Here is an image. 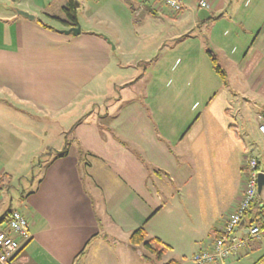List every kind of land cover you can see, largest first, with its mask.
Returning a JSON list of instances; mask_svg holds the SVG:
<instances>
[{
  "label": "crops",
  "instance_id": "obj_1",
  "mask_svg": "<svg viewBox=\"0 0 264 264\" xmlns=\"http://www.w3.org/2000/svg\"><path fill=\"white\" fill-rule=\"evenodd\" d=\"M13 1V10L0 8V179L7 175L3 161L27 146L49 161L25 201L26 213L20 211L31 238L11 264H149L129 244L140 227H150L152 238L167 247L168 238H185L187 228L197 238L193 257L210 249L237 209L248 154L264 170V146L244 151L230 119L246 111L258 125L264 122V3L254 8L262 13L259 26L246 28L237 25L233 0H183L180 12L155 0H73L81 27L75 36L61 32L73 26L46 13L56 0ZM69 2L61 0L62 11ZM201 10L210 17H200ZM145 17L181 21L171 25L181 24L187 33L157 38L154 31L170 25L146 26L140 21ZM174 58L183 63L176 73L168 71ZM185 78L194 87L175 116L165 96L184 92ZM223 89L230 107L211 119V103ZM199 107L203 111L194 117ZM65 148L68 154L57 158ZM263 196L264 186L238 237L264 222V210L258 214ZM179 209L187 219L202 214V224H177ZM164 214H171L168 225H162ZM246 261L264 264V239L215 264Z\"/></svg>",
  "mask_w": 264,
  "mask_h": 264
},
{
  "label": "rangeland",
  "instance_id": "obj_2",
  "mask_svg": "<svg viewBox=\"0 0 264 264\" xmlns=\"http://www.w3.org/2000/svg\"><path fill=\"white\" fill-rule=\"evenodd\" d=\"M191 1L194 2L195 0H191ZM14 2L15 1L10 0V2L7 3L6 0H0V8L4 7V4H6L5 6L7 8H11L13 10V8L17 7L16 5L17 2L15 3ZM60 2L61 0H56L55 5L51 9L47 10L46 13L57 16V17L64 18V11L61 10V7L64 4L61 5ZM233 2L235 3L234 7L238 6L237 7L238 14L236 16L238 17L239 22L237 23V25L244 24L246 28L248 27L254 28V27L259 26V23L261 22V18H262V13H258L257 10H255L254 8L257 6L262 8L263 7L262 3H264V0H239V2L237 0H233ZM230 15L231 14H229V16ZM40 17L44 18L45 20H47L53 25H57V24L60 25L59 23L55 24L54 21L50 20L49 18H47L46 16L42 14H40ZM164 18H165L164 21H158V20L145 17L144 20L140 19V21L144 23L146 26H150L152 24L161 23V22H163L165 26L170 25L169 27H164L160 31H154V34L156 35L157 38L163 37V39H171L173 35H176V34L183 35L187 33L181 24L179 26H174V27L171 25L172 23L177 24V23H180L181 21L174 22L172 21L173 19L170 17L168 18L164 17ZM137 20L138 18L133 16V22H136ZM175 60L176 58H174L172 62L168 64L169 72H171L172 69L174 70V73L182 70L183 63H176ZM217 80H220V79H217ZM188 81L190 84L192 83V81L189 80L188 78H185L183 80L181 86L184 89L183 90L184 92H182L178 97L176 96L177 92H174V91H172L171 93L168 92V94L165 96L166 98L165 103L167 104L166 106L170 109L172 114L175 116L179 114L178 109L182 110L181 105L183 101L190 98L189 94L194 86L188 87L189 86V85L187 86ZM244 89H247V87L244 86ZM223 90H226V89H223ZM234 90L239 92L241 95V92H242L241 88H235ZM226 92L227 90L225 92L223 91V93L220 92L219 94H217L216 100H214L211 103V107L209 109V115L211 119L219 120L220 113L222 114L221 109L224 107V105H226V107L227 106L230 107L229 101L226 97V94H227ZM240 95H238V99ZM214 97L215 95L211 99H213ZM151 99H155V96H153V98ZM151 99H149V101ZM207 101H210V100H207ZM232 103L234 104V102ZM202 111L203 109L199 107L197 111L195 112V114H193L194 117H196L198 114H201ZM221 116H223V114ZM255 117L256 116L250 115L246 111L243 112L242 118L233 119V117H230L231 121H233L231 123H234V122L237 123L236 124L237 127L235 129H237L239 135L241 136L242 146H244V151L246 147L255 148V149L258 148L259 149L258 151H260L263 149V146H264V136L259 132L258 120ZM215 129H217L216 126L213 127V130ZM187 143L188 142L185 141L184 144H187ZM46 146L47 144L44 142L43 147H46ZM28 149L30 148L27 146L26 149L21 150V152L16 153L15 155H12L11 157L3 161L2 167H3V170L7 173V175L4 176L3 182L0 188L1 189L0 190V214L4 213L8 209H17L21 212L26 213L28 208H27V204L25 201L28 198V195L37 186L38 181L41 179V176H42L43 167L47 165L49 161V157L44 156V155L41 156V154L39 156L35 155L34 153H32L31 149L29 151ZM96 194L98 198L101 197V194L98 191H96ZM179 207L180 206H178V208ZM96 209H97V214L100 217H103L105 215V212H103L102 207H97ZM170 215L171 214H164L162 216V225L167 224L166 222L169 219H171ZM183 215L184 214L180 212V209H179V211L176 212V216L175 214H174L175 217L173 216V219L177 222V224L181 221L180 224L182 225V227L183 226L187 227V225L200 226L202 224L201 222H203L202 214L196 215L194 217L198 223L197 225H196V222L194 221V218L191 219L189 217L187 219ZM181 217H182V220H181ZM158 226H159V222H158ZM149 231H150V227H149L148 232L146 230L147 237L152 238L153 236ZM158 232L161 233V235H163V232L161 230H158ZM184 233L185 234H183L184 235L183 237L185 238H182V239L168 238L172 246L167 247L162 261L157 262L152 257L153 260L149 264H162L171 259L178 260L183 264H192L191 260L193 257V253L196 252L197 250L196 247H194V242L197 238H195L196 237L195 234L192 233L187 228L185 229ZM201 242H198V244H195L197 245V248H199L198 245H200ZM162 244H163L162 245L163 247H166V244H164L163 242ZM138 249L141 252L148 253V251L143 246H139ZM256 256L259 257L258 255ZM256 259L257 258L255 257V261ZM243 264H252V261H246Z\"/></svg>",
  "mask_w": 264,
  "mask_h": 264
},
{
  "label": "built area",
  "instance_id": "obj_3",
  "mask_svg": "<svg viewBox=\"0 0 264 264\" xmlns=\"http://www.w3.org/2000/svg\"><path fill=\"white\" fill-rule=\"evenodd\" d=\"M174 12L184 8L183 0H155ZM202 7H207L205 2H200ZM259 132L264 136V122L259 124ZM246 181L236 211L229 217L222 229L220 237L215 238L210 249L194 255L197 264H215L223 262L231 254H238L249 241L264 239V225L258 223L248 227V234L238 237L236 231L245 219L251 204L257 196V178L264 170L259 167L258 159L253 154L247 156L245 162ZM31 238L29 224L26 217L17 210L12 211L8 222L0 226V264H11L21 246Z\"/></svg>",
  "mask_w": 264,
  "mask_h": 264
},
{
  "label": "trees",
  "instance_id": "obj_4",
  "mask_svg": "<svg viewBox=\"0 0 264 264\" xmlns=\"http://www.w3.org/2000/svg\"><path fill=\"white\" fill-rule=\"evenodd\" d=\"M53 19L60 21L67 26H78L79 21H78V16H77V10L74 7V1L70 0L68 5L64 7V18L53 17ZM39 22L42 25H44L46 28H52L51 26H49L48 24H46L42 21H39ZM212 60H213V65H214L215 71L217 73H219L221 76H223L224 72L221 70V67L217 63V59L213 55H212ZM80 122H81V120H79L75 125H77ZM75 125L73 126L71 132L73 131ZM67 146H68V144H67ZM67 148H65L61 152H58L56 154V157L60 158V157L66 156L68 154ZM2 182H3V180L0 179V188H1ZM256 198L253 201V203L251 204V207H250L249 211L246 213V215L249 214L250 211L252 210V208L257 205L256 204ZM263 210H264V207L261 208V210H260V212H258V214H263ZM11 212L12 211L8 210L7 212H5L3 215L0 216V226L8 222V219H9ZM253 222H255V220H253L251 223H253ZM258 224L263 226L264 222H259ZM129 244L134 251H138V247L143 246L148 251V253H144V252L142 253L141 252L142 253L141 256L144 259H147V260H153L154 259L157 262L162 261L163 256L165 255V252L167 249V246L166 247L162 246L163 244H162V241L160 239L148 238L146 230L144 227H140L131 233L130 238H129ZM152 257H153V259H152ZM162 264H183V263H181L178 260L171 259V260L164 262Z\"/></svg>",
  "mask_w": 264,
  "mask_h": 264
},
{
  "label": "water",
  "instance_id": "obj_5",
  "mask_svg": "<svg viewBox=\"0 0 264 264\" xmlns=\"http://www.w3.org/2000/svg\"><path fill=\"white\" fill-rule=\"evenodd\" d=\"M17 12L25 17V18H28L30 20H34L35 19V16L24 11V10H17ZM199 16L200 17H203V16H209V12L207 10H201L199 11ZM62 33L64 34H67V35H70V34H73V35H78L80 34L81 32V27L78 25V26H73V27H70L69 29H66V30H61ZM257 185H258V195L261 194V191H262V188L264 186V174L263 173H259L258 174V178H257Z\"/></svg>",
  "mask_w": 264,
  "mask_h": 264
}]
</instances>
